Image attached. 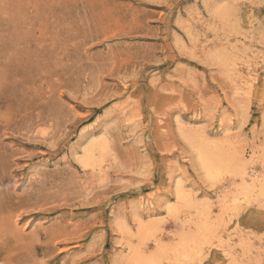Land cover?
I'll use <instances>...</instances> for the list:
<instances>
[{
  "label": "rangeland",
  "instance_id": "obj_1",
  "mask_svg": "<svg viewBox=\"0 0 264 264\" xmlns=\"http://www.w3.org/2000/svg\"><path fill=\"white\" fill-rule=\"evenodd\" d=\"M189 128L240 146L263 182L264 0H0V264H125L137 210L174 243L195 227L167 211L177 182L225 225L188 264H264V200L221 217L242 180L209 184ZM101 135L110 162L84 167Z\"/></svg>",
  "mask_w": 264,
  "mask_h": 264
},
{
  "label": "bare ground",
  "instance_id": "obj_2",
  "mask_svg": "<svg viewBox=\"0 0 264 264\" xmlns=\"http://www.w3.org/2000/svg\"><path fill=\"white\" fill-rule=\"evenodd\" d=\"M223 8L224 7L221 8V6L220 8L217 7L215 11L222 13L225 10ZM217 15L219 14L217 13ZM217 59L218 58H216V61ZM220 60L227 65L228 60L226 58L223 57L220 58ZM257 78L258 75L254 74L252 79H249L248 81L253 82V80L255 81ZM250 85L251 84H249V86ZM199 112L200 110L194 113L197 114ZM180 119L181 118L178 119L180 123L179 127H183V122L181 123ZM181 134V137H184L190 148L194 151L196 164L202 171L205 180L208 181L209 184L220 182L221 180H218L226 174L235 179L236 177H239L242 180L240 185H238L233 191L231 190L232 192L225 193L222 196L218 194L216 195L217 197L219 196L217 201L219 204L218 206L221 217L223 214H228L233 210V208H236V205L240 201H243L241 203H251L253 201H257L258 199L261 201V198L264 200V179H261L263 180V182H261L260 178L257 176L259 174H253L252 171L250 173L253 174V178L251 177V174L248 171V162L246 161L245 155L242 151L243 149L240 146L239 148L234 147L233 142H229L227 139L226 141L214 140L211 142H206L207 140L204 139V136L201 134V131H199L198 128L181 129ZM240 148L242 150H239ZM111 151L112 150L110 148L109 141L105 136L104 138L102 136L101 138L98 137L96 139L93 137L82 147L81 155L77 158L84 167L91 168L92 170H98L110 162L109 158L111 157ZM252 152L255 153V151ZM229 191L230 189L228 192ZM174 192L177 203L172 205L166 201L165 204L167 211L179 218L180 212L183 210L182 207L191 210L190 216L187 218L185 223H194L193 226L195 227L193 229L189 228L188 230L182 228L179 231L178 239L174 243H168L166 241L164 242L162 239V228H160V226L154 221L153 223H144L140 221L142 218L139 219L137 210L135 215L138 217L139 222L137 224V230L133 234H135V237L137 236L138 244L137 246L134 245L135 247L131 246L129 253L126 255H121L122 258L120 261L124 262L125 264H188L190 262L196 261L200 255L202 256V253L206 248L211 247L216 243H223V239L221 237L222 231L220 230L225 226L223 225V220H220L223 218H220V216L218 219L212 217L210 206H207L208 203L204 205L201 202H197L195 197L184 187L181 182L176 183ZM146 204L148 208L153 207L152 200L148 199ZM193 215H195V217H193ZM117 225L123 233L130 235L132 234L130 228L124 220L118 222ZM149 241L155 245L154 250L149 249Z\"/></svg>",
  "mask_w": 264,
  "mask_h": 264
}]
</instances>
